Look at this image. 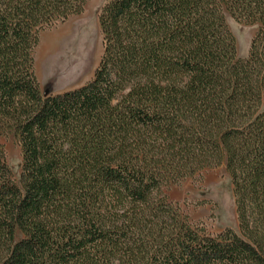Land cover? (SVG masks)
<instances>
[{
  "label": "trees",
  "instance_id": "trees-1",
  "mask_svg": "<svg viewBox=\"0 0 264 264\" xmlns=\"http://www.w3.org/2000/svg\"><path fill=\"white\" fill-rule=\"evenodd\" d=\"M86 2L0 0V264H264V0H107L92 78L44 95L40 33ZM222 165L238 230L211 233L168 190Z\"/></svg>",
  "mask_w": 264,
  "mask_h": 264
},
{
  "label": "rangeland",
  "instance_id": "rangeland-1",
  "mask_svg": "<svg viewBox=\"0 0 264 264\" xmlns=\"http://www.w3.org/2000/svg\"><path fill=\"white\" fill-rule=\"evenodd\" d=\"M106 1L87 0L81 14L40 33L34 53V72L43 92L49 87L51 94L74 90L92 78L103 53L99 16ZM227 23L236 39L237 54L247 57L257 26L239 23L230 16ZM3 142L6 160L19 183L20 146L12 136ZM168 194L193 222L203 224L211 233L226 228L238 230L233 186L224 165L171 187Z\"/></svg>",
  "mask_w": 264,
  "mask_h": 264
},
{
  "label": "water",
  "instance_id": "water-1",
  "mask_svg": "<svg viewBox=\"0 0 264 264\" xmlns=\"http://www.w3.org/2000/svg\"><path fill=\"white\" fill-rule=\"evenodd\" d=\"M48 94H51V89L49 87V89L47 91L44 92V95H48Z\"/></svg>",
  "mask_w": 264,
  "mask_h": 264
}]
</instances>
